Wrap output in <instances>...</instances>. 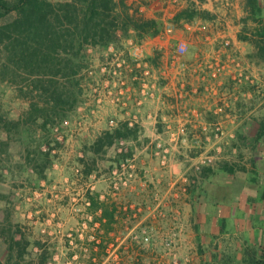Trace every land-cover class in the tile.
Returning <instances> with one entry per match:
<instances>
[{"label": "crops", "instance_id": "crops-1", "mask_svg": "<svg viewBox=\"0 0 264 264\" xmlns=\"http://www.w3.org/2000/svg\"><path fill=\"white\" fill-rule=\"evenodd\" d=\"M178 1L165 8L164 3H157L155 7H158V11L140 8L147 11L144 18L160 19L165 26L174 27L171 33H161L142 41L150 69L146 79L155 97L140 107L136 105L140 81L135 76L141 71L134 67L137 74H125L123 95H118V89H111L119 97L117 101L105 90L106 93L99 92L100 103H95L93 110L85 103L77 108L84 120L76 132L70 123L66 134V144L69 146L66 154L69 159L72 156H77L78 160L83 158L84 146H90L106 131H113L122 124L131 127L128 120L133 115H137L139 120L136 125L138 135L122 139L119 143L126 141L139 150L140 159H144L141 160L140 170L146 164V169H150L152 145L161 144L166 151L169 150L171 154L168 157L173 159L177 168L182 167L188 148L197 145L212 162L211 168L204 169L205 200L211 197L220 202L227 197L225 193L231 191V186L237 185V194H229L231 202L228 206L209 209L205 204V223L210 231H205L204 235L213 244L225 242L224 254H237L239 259L244 246L264 248V60L255 56V44L239 38L243 33L255 40L257 36L252 34L264 31V0H257L256 18L262 19L259 21L247 19V0H231V3H226L227 7L221 8L218 0H205L200 7L210 12L212 19H197L180 26L171 23V20L189 5L184 2L190 3L191 0ZM220 19L223 20L222 24L219 23ZM220 37L230 39L243 53L244 64L253 70L254 86L243 84L235 87L228 75L214 77L201 64V60L214 61L219 51L216 42ZM180 40L189 44L184 58L187 70L170 66L171 48ZM129 46L133 49V45L129 43ZM110 47L114 48L112 45ZM164 59L166 61L161 69H153L152 63ZM102 84L106 86L104 82ZM114 86L112 84L110 88ZM110 121H114L112 126ZM215 124L220 125L218 136L214 132ZM174 136L177 137L176 141L172 140ZM76 148H80L77 154ZM217 159L219 164L216 166L212 160ZM96 165L99 166L98 160ZM96 192L100 201L109 202L110 198H106L99 189ZM197 236L199 234L196 233L192 238L196 239ZM7 257V245L0 236L1 264H5Z\"/></svg>", "mask_w": 264, "mask_h": 264}, {"label": "rangeland", "instance_id": "rangeland-1", "mask_svg": "<svg viewBox=\"0 0 264 264\" xmlns=\"http://www.w3.org/2000/svg\"><path fill=\"white\" fill-rule=\"evenodd\" d=\"M125 1L132 9H138L142 17L147 11H141L140 8L158 11V7H155L157 3H164V8L176 4L173 0ZM217 2L221 8L227 7L226 3H231V0ZM184 4L188 5L189 2ZM197 4L201 9L200 3ZM13 17L14 14H11L6 19H0V24ZM219 23L222 24L223 20L220 19ZM128 41L125 44V51L128 57H132L129 53H132L133 49H130L129 43L134 46L142 45L143 42L134 39ZM225 41H228L230 46L223 50L233 53L244 63L243 53L230 39L220 37L216 42L217 49H220ZM119 52L125 54L124 51ZM107 54V51L93 52L90 70L82 82L84 89L82 104H87L92 110L99 92L106 93L105 90L119 88L117 85L110 88L102 84L108 77L100 72V66L111 62V57ZM143 54L145 56V53ZM165 61L166 59L152 63L151 66L156 70L161 69ZM244 66L253 75L252 68L245 64ZM0 104L1 110L12 119L20 116L28 108V102L20 95L18 89L2 82ZM68 120L69 124L61 127L60 135L64 141L54 152L56 158L48 172L47 181H42L38 188L31 189L25 180L19 177L18 172L11 175L7 170L4 171L6 176L0 180V194L14 193L11 221L22 227L31 243L28 255L20 264H28L31 261L32 264H37L36 254L40 251L39 245L53 253L54 257L50 264H203L204 256L209 253H218L221 257L224 255L226 243L220 241L221 243L213 244L212 241L206 240L204 235L205 231H210L205 223L207 215L205 204L207 203L209 209L228 206L231 202L229 196L237 194V185L231 184V191L225 193L227 197L220 202L211 197L209 200L197 198L196 191L205 189L204 169L212 167L208 154L201 153L203 150L197 145H191L182 167L177 168L173 159L170 160L168 157L171 154L169 150L165 152V147L161 144L152 145V154H149L152 160L150 169H146L147 164L146 167L143 164L145 168L140 170L141 160L144 159H140L139 150H135L133 144L124 141L125 144L118 143L108 149L106 154L98 157L97 172L86 179L81 174L82 168L77 156L69 159L66 154L69 147L66 144V134L70 123L76 132L84 118L76 109ZM55 136L56 132L53 131V137ZM4 137V134L0 135V138ZM79 149L76 148L74 152L77 154ZM22 150V145L16 143L9 147L11 154L9 166L13 169L23 161L20 155ZM132 156L135 165L134 176L127 188L113 195L108 181L109 170ZM212 161L216 166L219 164L218 159ZM98 189L106 198H110L109 202L117 204V222L109 234H103L99 222L91 226L89 224L93 216L86 211V193L96 192ZM7 208L8 201L0 199V214ZM196 233L199 236L193 239ZM103 239L104 248L99 250V243ZM200 250L206 254L203 256ZM12 263L14 264V261Z\"/></svg>", "mask_w": 264, "mask_h": 264}, {"label": "trees", "instance_id": "trees-1", "mask_svg": "<svg viewBox=\"0 0 264 264\" xmlns=\"http://www.w3.org/2000/svg\"><path fill=\"white\" fill-rule=\"evenodd\" d=\"M204 1L191 0L171 23L180 26L197 19H212L210 12L198 8L197 2ZM247 5V19L262 20L256 18L257 0H247ZM11 14H14L11 20L0 24V83L15 86L28 102V108L12 119L5 115L0 104V135L5 136L0 138V180L6 176L5 170L11 175L18 172L34 189L48 180L56 158L54 151L62 145L53 137L54 128L62 125L83 102L82 82L90 70L93 52L106 51L111 45L125 52L129 39L142 42L147 37H155L163 32L164 23L142 17L125 0H0V19ZM252 35L257 38L254 40L243 33L239 38L255 44V56L264 60V31ZM124 56L127 58L128 54ZM133 72L137 74L135 68ZM138 132L137 127H128L125 123L106 131L90 146H84V157L78 160L82 176L87 179L97 172L98 157L120 140L135 138ZM12 143L23 147L20 153L23 161L15 169L9 166ZM206 194L204 189L196 191L199 199H205ZM14 198L13 192L0 194L1 200L8 201V208L0 214V236L8 250L5 264L13 261L20 264L31 246L22 227L11 221ZM86 199V211L93 216L90 226L99 222L103 234H109L117 222V204L100 201L97 192L87 191ZM104 244L103 239L99 250ZM39 249L37 264H50L53 253L43 245ZM200 253L206 254L201 250ZM210 263L264 264V248L244 246L239 259L237 254L219 257L218 253H209L204 256L203 264Z\"/></svg>", "mask_w": 264, "mask_h": 264}, {"label": "built area", "instance_id": "built-area-1", "mask_svg": "<svg viewBox=\"0 0 264 264\" xmlns=\"http://www.w3.org/2000/svg\"><path fill=\"white\" fill-rule=\"evenodd\" d=\"M173 1L176 2V0ZM173 30V26L167 25L164 28V33H171ZM229 46L230 43L228 41L223 42L214 61L201 60V64L203 63L202 65H205L206 68L211 72V74L214 75V77L218 76L219 74L228 75L234 85L237 87L243 84L254 86L256 84L255 77L248 71V69H246L241 59L235 56L233 53H228L223 50L224 48H228ZM172 48L173 50L170 60V66L173 68L187 70V63L184 61V57L186 56L189 49L188 42L183 40L177 41ZM133 49L134 51L132 53H129V55L131 54L132 57H129V59H127L122 52L120 53L116 51L113 47L108 48L107 55L111 57V62L100 66V72L108 77V79L104 81L106 86L109 87L112 84L117 85L119 87L118 95H123L126 85L124 79L125 74L132 73L134 67L140 70L141 73L135 76L136 79L140 81V86L136 95V105L140 107L146 101L153 99L155 97V93L146 79V76L149 74L150 69L148 60L143 54V45H134ZM114 78H116V80H114ZM107 92L113 97L115 101L118 100L119 97L115 96L112 93V90H107ZM100 99L101 97H99L98 95L96 103H100ZM113 123L114 121H110L111 126L113 125ZM138 123L139 120L137 115L131 116V119L128 120V124L131 127H136ZM68 124L69 122L65 121L61 126H56L54 128V131L56 132L55 138L59 142L64 141L63 136L60 135L61 127L67 126ZM214 132L216 136L219 135V124H215ZM172 140L176 141L177 137L174 136ZM119 144L123 145L125 144V142L121 141ZM134 167V159L132 156L122 160L116 168H113L109 172V187L113 195L118 194V192H120L122 189L129 186V182L134 176ZM86 205H88V202L86 203Z\"/></svg>", "mask_w": 264, "mask_h": 264}]
</instances>
